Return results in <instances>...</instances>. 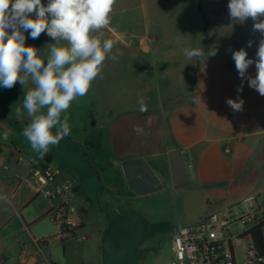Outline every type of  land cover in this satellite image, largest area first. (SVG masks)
Instances as JSON below:
<instances>
[{
	"label": "crops",
	"instance_id": "0c3cea01",
	"mask_svg": "<svg viewBox=\"0 0 264 264\" xmlns=\"http://www.w3.org/2000/svg\"><path fill=\"white\" fill-rule=\"evenodd\" d=\"M204 1L207 28L200 0H140L143 17L138 24L102 29V39L111 36L114 41L110 55L116 59H106L87 94L71 103L66 113L70 134L43 158L22 135L30 122L27 113L23 120L15 116L23 86L18 82L10 90L0 88V264H105L107 231L89 221L93 214L98 217L99 198L109 185L140 197L127 186L124 161L144 158L169 172V153L180 150L189 169L187 183L206 201L189 224L228 201L251 194L264 200V97L246 79L242 92L237 91L242 81L232 59V52L241 48L255 59L264 37L253 31L251 18L233 22L229 2ZM195 6L200 19L190 13ZM185 48H203L204 59H188ZM212 50L217 54L209 55ZM247 73L255 77V64ZM141 98L147 111L139 110ZM238 98L244 100L243 109L233 111L226 101ZM90 131L94 135L89 137ZM30 158L52 168L60 179L80 176L74 198L86 213L82 232L88 240L59 237L49 212L62 199L46 198L49 186L42 179L25 181Z\"/></svg>",
	"mask_w": 264,
	"mask_h": 264
},
{
	"label": "clouds",
	"instance_id": "9594fccd",
	"mask_svg": "<svg viewBox=\"0 0 264 264\" xmlns=\"http://www.w3.org/2000/svg\"><path fill=\"white\" fill-rule=\"evenodd\" d=\"M113 4L114 0H47V4L0 0V88L10 90L18 82L23 86V101L15 108V116L23 120L26 112L30 118L22 135L40 158L70 134L66 113L71 103L87 94L106 59H116L110 55L114 41L102 39L101 32L111 22ZM227 7L233 22L243 24L251 18L253 31L264 37V0H229ZM42 33L55 41L47 45L46 56L26 45L27 39H38ZM184 54L190 60L205 57L203 48H185ZM216 54L212 50L209 55ZM232 59L242 81L237 91L242 92L246 79L264 97V38L255 59L248 58L244 48L233 51ZM253 64L255 77L247 73ZM138 103L141 112L147 111L143 98ZM226 103L233 111H242L244 100ZM2 139L8 140L7 132Z\"/></svg>",
	"mask_w": 264,
	"mask_h": 264
},
{
	"label": "rangeland",
	"instance_id": "374dc122",
	"mask_svg": "<svg viewBox=\"0 0 264 264\" xmlns=\"http://www.w3.org/2000/svg\"><path fill=\"white\" fill-rule=\"evenodd\" d=\"M42 2L47 4V0ZM214 2L225 3L229 0ZM140 4V0H114L110 13L111 22L104 30H112L118 23L138 24L137 21H141L143 17ZM197 11L195 6L190 13L195 12L194 16L200 19ZM155 15L156 13L153 12V16ZM25 35L27 36V33ZM108 38L111 39V36ZM54 42L42 33L38 42L37 39H27L26 45L40 49L46 56L47 45ZM93 135L91 131L88 134L89 137ZM93 157L95 158V155ZM87 167H85L86 174H91ZM190 173L192 175V170ZM108 187L106 195L99 198L102 209L96 212L95 215L98 217L94 218L93 214L89 221L90 226L107 231L104 237L105 264H172L174 228L177 225H188L193 221L196 216L194 212L206 206L205 199L192 191V184L188 183L181 185L172 183L158 192L136 198L131 193L122 194L111 185ZM244 230L245 226L241 222L231 226L232 233H240ZM237 264H244L242 257L238 256Z\"/></svg>",
	"mask_w": 264,
	"mask_h": 264
},
{
	"label": "built area",
	"instance_id": "2783aa9c",
	"mask_svg": "<svg viewBox=\"0 0 264 264\" xmlns=\"http://www.w3.org/2000/svg\"><path fill=\"white\" fill-rule=\"evenodd\" d=\"M31 171L27 183L42 179L49 186L43 194L48 199L60 197L61 204L49 212V217L64 240H88L82 230L87 224L86 213L75 201L74 190L79 175L60 179L50 167H42L30 158ZM241 222L245 230L232 233L231 226ZM259 228L264 237V200L251 194L239 201H228L223 207L210 211L198 222L177 225L172 237V264H237L238 256L244 264H264L252 238V230Z\"/></svg>",
	"mask_w": 264,
	"mask_h": 264
},
{
	"label": "water",
	"instance_id": "95a60500",
	"mask_svg": "<svg viewBox=\"0 0 264 264\" xmlns=\"http://www.w3.org/2000/svg\"><path fill=\"white\" fill-rule=\"evenodd\" d=\"M169 159V172L152 166L144 158L124 161L123 175L130 191L138 196H145L168 187L170 179L175 185L189 182V169L182 152L180 150L171 151ZM162 176L164 179L160 178Z\"/></svg>",
	"mask_w": 264,
	"mask_h": 264
},
{
	"label": "trees",
	"instance_id": "16d2710c",
	"mask_svg": "<svg viewBox=\"0 0 264 264\" xmlns=\"http://www.w3.org/2000/svg\"><path fill=\"white\" fill-rule=\"evenodd\" d=\"M203 1L204 0H200L199 10H200V13H201L204 21H205L206 28H207L209 20H208L206 14L204 12ZM251 234H252L253 241L255 243V246H256L259 254L264 256V237H263L261 230L259 228L253 229Z\"/></svg>",
	"mask_w": 264,
	"mask_h": 264
},
{
	"label": "flooded vegetation",
	"instance_id": "af4514ba",
	"mask_svg": "<svg viewBox=\"0 0 264 264\" xmlns=\"http://www.w3.org/2000/svg\"><path fill=\"white\" fill-rule=\"evenodd\" d=\"M163 177V179H164V176H162ZM169 179V178H168ZM170 181V184L172 183V181H171V179L169 180Z\"/></svg>",
	"mask_w": 264,
	"mask_h": 264
}]
</instances>
